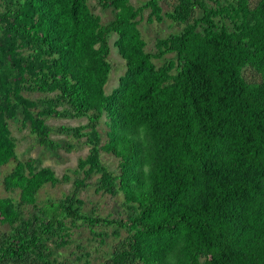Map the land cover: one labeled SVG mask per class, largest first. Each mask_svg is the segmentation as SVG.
Returning <instances> with one entry per match:
<instances>
[{
	"label": "trees",
	"instance_id": "trees-1",
	"mask_svg": "<svg viewBox=\"0 0 264 264\" xmlns=\"http://www.w3.org/2000/svg\"><path fill=\"white\" fill-rule=\"evenodd\" d=\"M2 1L0 177L15 155L7 119L17 112L39 145L73 148L70 140H51L56 133L87 136L90 149L59 202L37 207L35 196L68 175L58 179L27 160L3 176L5 190L19 194L0 198V225L21 229L0 232V264H17L43 247L41 239L77 222L126 229L128 240L105 264H264V0H175L165 14L158 0H98L114 10L105 25L86 0ZM146 9L149 22L184 25L157 38L153 53L137 28ZM196 9L200 16L190 20ZM111 33L125 72L107 95ZM166 54L173 58L156 67L152 60ZM246 67L259 81L245 78ZM23 90L52 96L38 109ZM46 116H85L87 123L49 127ZM100 150L119 160L117 174L103 166ZM96 174L97 190L123 195L124 219L82 213L79 190ZM27 205L32 212L23 219L18 207Z\"/></svg>",
	"mask_w": 264,
	"mask_h": 264
},
{
	"label": "rangeland",
	"instance_id": "rangeland-1",
	"mask_svg": "<svg viewBox=\"0 0 264 264\" xmlns=\"http://www.w3.org/2000/svg\"><path fill=\"white\" fill-rule=\"evenodd\" d=\"M18 1V0H17ZM146 0H129L133 6H138L144 3ZM209 5H214V0H204ZM232 0H219L221 4H226ZM257 0H249L250 6L254 5ZM87 6L93 15L99 16L102 25L107 24L114 18V10L112 8L102 9L98 4V0H86ZM161 7V13L165 14L170 12L176 3L175 0H158ZM7 3L0 0V14L5 11V5ZM149 10L143 11L141 19L137 28L144 40V49L146 52H155V41L157 38H165L170 34L178 33L183 24L172 22L167 18H163L160 22H149L148 19ZM200 10L196 9L191 15L190 20L199 17ZM228 25V23H227ZM230 26V25H229ZM117 39L116 34L111 33L107 37L109 54L107 60L110 64V73L107 83L104 87V91L107 95L118 86L120 78L125 72V62L118 53L114 43ZM27 53L23 55L26 56ZM173 54H166L161 59H153V63L156 67H159L168 59H172ZM243 75L250 82L259 81V76L256 72L246 67L243 70ZM22 97L34 101L38 105V109L42 106H46L48 98L52 94L23 90ZM60 108H58L59 110ZM44 123L49 127H79L84 126L87 123V117H43ZM8 130L10 138L14 145V157L10 159L8 164L1 168L0 177V198L17 199L19 191H7L3 185V176L8 174L14 168L18 162H25L27 160H33L38 168L51 169L58 179H61L63 175L69 176V181H60L54 185L49 183L43 185L36 193V205L42 206L48 202H59L68 195L73 188V174L71 170L77 167L79 159H83L88 154L90 146L87 144V136H81L79 138H73L62 134L50 135V139L53 141L58 140H70L73 144V148L65 149L63 147L54 148L49 150L37 142L35 136L30 133L28 125L22 124V115L17 112L11 119H7ZM88 130H83L86 133ZM97 131L101 137V145L106 141L107 126L106 117L102 116L100 123L97 126ZM99 160L107 168L109 172L113 174L118 173L119 160L103 150L99 151ZM100 175L96 174L91 180H86L87 187H83L79 190L78 198L82 201L81 211L89 216H102L110 219L125 218L124 208L122 207L123 195L121 192L116 194L105 193L101 190H97V179ZM20 217L27 219L32 212L31 206L18 207ZM67 222V219L66 221ZM19 223L14 226L7 224L0 225V232L14 235L21 229ZM128 232L124 228H116L113 225H94L90 226L84 222H77L72 225L67 231L61 232L56 236H49L47 239H41L43 247L39 248L35 252H29L27 257H24L22 261H18L17 264H105L110 257L114 247L121 245L128 240ZM44 242V244H43ZM45 246V247H44ZM203 261V259H201Z\"/></svg>",
	"mask_w": 264,
	"mask_h": 264
}]
</instances>
